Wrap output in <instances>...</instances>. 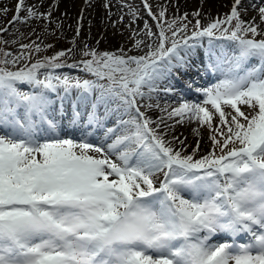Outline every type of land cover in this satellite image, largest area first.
<instances>
[{"label":"snow or ice","instance_id":"snow-or-ice-1","mask_svg":"<svg viewBox=\"0 0 264 264\" xmlns=\"http://www.w3.org/2000/svg\"><path fill=\"white\" fill-rule=\"evenodd\" d=\"M61 2L0 0V264H264V0Z\"/></svg>","mask_w":264,"mask_h":264},{"label":"bare ground","instance_id":"bare-ground-1","mask_svg":"<svg viewBox=\"0 0 264 264\" xmlns=\"http://www.w3.org/2000/svg\"><path fill=\"white\" fill-rule=\"evenodd\" d=\"M80 6H81V4H80V0H62V2H61V4H60V10H61V11H64L65 9H67L68 12H69V14H70V16L74 18ZM192 7H193V4H192V3L185 4V3L183 2V0H181V6H180V11H181V12H183V11L186 10V9H191ZM213 10L215 11V7L213 8ZM222 10H224V9H221V11H222ZM89 11H91V10H89ZM97 12H100V9H97ZM57 14H59V13H57ZM251 14H252V13H251ZM249 16H251V15H250V12H249ZM247 18H248V16L245 17V19H247ZM26 31H27V30H26ZM67 34H68V35H70V34L72 35V32L69 31ZM96 34H97V28H93V31H92V36H93V38L96 37ZM116 41H117V37L113 38V37L111 36V30H110V31H109V43H105V42H103V41H102L101 43H103V44H105V45H107V46H108V45L111 46V45H113ZM180 131H183L184 134L188 136V138H189V142H192L193 137H192V135L188 132L187 129H180ZM191 138H192V139H191Z\"/></svg>","mask_w":264,"mask_h":264},{"label":"rangeland","instance_id":"rangeland-1","mask_svg":"<svg viewBox=\"0 0 264 264\" xmlns=\"http://www.w3.org/2000/svg\"><path fill=\"white\" fill-rule=\"evenodd\" d=\"M136 2L138 3L139 2V0H136ZM222 11H225V9L224 10H222ZM11 15H12V13L11 12H9L8 13V17L7 18H10L11 17ZM249 15V14H248ZM250 15H253V13L251 14V12H250ZM27 29H24V31H26ZM69 37H71V34L70 35H68ZM7 38V37H6ZM24 42H27V41H24ZM124 41L122 40V38H120L119 36H117V41L113 44V45H105V44H103V43H101V45H100V48L103 50V49H109V48H113V47H115L117 44H119V43H123ZM68 46V42L67 41H61L59 44H57V46H56V48L57 49H59V48H61V47H67ZM55 50V49H54ZM51 53V52H50ZM192 139V138H191Z\"/></svg>","mask_w":264,"mask_h":264}]
</instances>
